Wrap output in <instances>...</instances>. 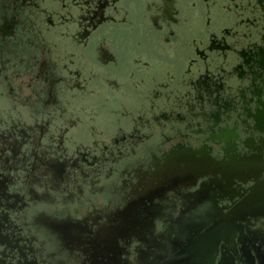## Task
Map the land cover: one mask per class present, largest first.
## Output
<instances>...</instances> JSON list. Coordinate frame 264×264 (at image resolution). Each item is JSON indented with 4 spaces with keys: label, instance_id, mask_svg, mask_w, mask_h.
<instances>
[{
    "label": "flooded vegetation",
    "instance_id": "af4514ba",
    "mask_svg": "<svg viewBox=\"0 0 264 264\" xmlns=\"http://www.w3.org/2000/svg\"><path fill=\"white\" fill-rule=\"evenodd\" d=\"M263 177L264 0H0V264H264Z\"/></svg>",
    "mask_w": 264,
    "mask_h": 264
},
{
    "label": "water",
    "instance_id": "95a60500",
    "mask_svg": "<svg viewBox=\"0 0 264 264\" xmlns=\"http://www.w3.org/2000/svg\"><path fill=\"white\" fill-rule=\"evenodd\" d=\"M262 186L264 187V183L262 184ZM262 197L264 198L263 194H260L259 189H256V191L250 195H248L246 197V199H244L241 203H239L232 211V213H237V214H241V213H249L251 214L252 217H257L255 216V214L257 215L258 213H264V199H262ZM264 216V214H263ZM235 216H232V220L231 221H235L234 220ZM257 219V218H255ZM247 221V219H245ZM223 224L217 223L216 224V230H215V235L217 237V242L219 241V234H222V226ZM256 237V236H255ZM254 237V242H256V240H258V238L256 239ZM262 242L264 240H261Z\"/></svg>",
    "mask_w": 264,
    "mask_h": 264
},
{
    "label": "rangeland",
    "instance_id": "374dc122",
    "mask_svg": "<svg viewBox=\"0 0 264 264\" xmlns=\"http://www.w3.org/2000/svg\"><path fill=\"white\" fill-rule=\"evenodd\" d=\"M217 150H219V149H217ZM217 153H216V155L218 156V157H220V153H219V151H216ZM264 178V177H263ZM262 225H264V220L263 219H258V220H256L255 221V224L253 225L254 227H256V229L257 228H260V226H262ZM261 238V237H260ZM261 239H258V240H256V244L257 245H259V244H261L262 245V247H261V249L262 250H264V241L262 242V241H260ZM250 245H251V254H253L255 257H253L254 259H257L258 260V258H257V256H258V254H257V250L255 249V247H254V243L252 242V241H250ZM256 264H258V263H256Z\"/></svg>",
    "mask_w": 264,
    "mask_h": 264
}]
</instances>
